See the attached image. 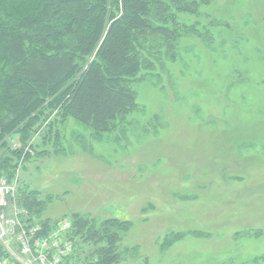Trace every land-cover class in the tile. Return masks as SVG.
Wrapping results in <instances>:
<instances>
[{
	"label": "rangeland",
	"instance_id": "1",
	"mask_svg": "<svg viewBox=\"0 0 264 264\" xmlns=\"http://www.w3.org/2000/svg\"><path fill=\"white\" fill-rule=\"evenodd\" d=\"M173 9L158 25L183 30L172 48L150 32L131 113L102 132L52 114L0 177L53 224L121 223L119 264H264V0Z\"/></svg>",
	"mask_w": 264,
	"mask_h": 264
},
{
	"label": "trees",
	"instance_id": "2",
	"mask_svg": "<svg viewBox=\"0 0 264 264\" xmlns=\"http://www.w3.org/2000/svg\"><path fill=\"white\" fill-rule=\"evenodd\" d=\"M210 1L0 0V176L14 174L15 157L52 114L73 116L97 132L115 127L137 107L131 81L146 66L150 32L170 35L174 47L183 26L158 24L175 21L173 7L195 12ZM15 133L22 146L13 150L8 137ZM19 196L31 220L53 224L41 218L44 202L35 191L19 189ZM72 221L77 264L120 263L119 235L111 228L121 223L107 219L99 229L79 215ZM78 237L93 245L84 258L87 245Z\"/></svg>",
	"mask_w": 264,
	"mask_h": 264
},
{
	"label": "built area",
	"instance_id": "3",
	"mask_svg": "<svg viewBox=\"0 0 264 264\" xmlns=\"http://www.w3.org/2000/svg\"><path fill=\"white\" fill-rule=\"evenodd\" d=\"M73 221L31 220L16 184L0 177V264H77Z\"/></svg>",
	"mask_w": 264,
	"mask_h": 264
}]
</instances>
